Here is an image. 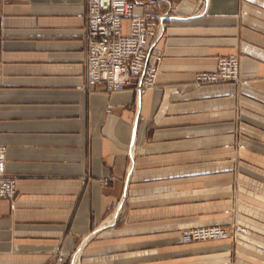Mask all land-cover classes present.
Returning a JSON list of instances; mask_svg holds the SVG:
<instances>
[{"label": "crops", "instance_id": "0c3cea01", "mask_svg": "<svg viewBox=\"0 0 264 264\" xmlns=\"http://www.w3.org/2000/svg\"><path fill=\"white\" fill-rule=\"evenodd\" d=\"M131 1L170 16L141 94L88 84L86 0H0V145L17 189L0 199V264H227V239L181 230L231 218L235 162L217 150L264 149V0H209L203 15L196 0ZM231 54L244 81L195 83Z\"/></svg>", "mask_w": 264, "mask_h": 264}, {"label": "built area", "instance_id": "2783aa9c", "mask_svg": "<svg viewBox=\"0 0 264 264\" xmlns=\"http://www.w3.org/2000/svg\"><path fill=\"white\" fill-rule=\"evenodd\" d=\"M209 0H196L197 13L203 15ZM165 13L155 18L145 4L141 14L134 13L131 0H86L84 40L86 43L87 81L112 92L132 87L141 94L154 86L161 54L153 43L162 34ZM128 22L127 31L123 22ZM238 58H218L216 68L195 75L197 84L236 80ZM6 150L0 145V199L11 200L16 194V179L6 174ZM229 236L222 225L195 226L182 232L185 242L220 240Z\"/></svg>", "mask_w": 264, "mask_h": 264}, {"label": "rangeland", "instance_id": "374dc122", "mask_svg": "<svg viewBox=\"0 0 264 264\" xmlns=\"http://www.w3.org/2000/svg\"><path fill=\"white\" fill-rule=\"evenodd\" d=\"M231 55L236 56L239 61L236 80L224 82L244 81L239 69V55ZM235 143L231 154L224 155L223 151H216L217 160L231 157L235 162V179L231 198L232 214L226 224H220L229 232V236L224 238L230 246L226 263L264 264V149L260 147L258 150L252 149L249 144L240 140H236ZM245 213L249 215L245 216ZM190 227L181 230V236L182 232Z\"/></svg>", "mask_w": 264, "mask_h": 264}]
</instances>
